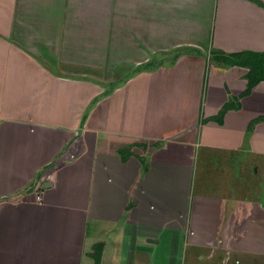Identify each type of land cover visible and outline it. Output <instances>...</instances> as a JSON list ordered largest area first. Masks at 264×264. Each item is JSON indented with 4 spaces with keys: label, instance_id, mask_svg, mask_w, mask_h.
I'll return each instance as SVG.
<instances>
[{
    "label": "crops",
    "instance_id": "1",
    "mask_svg": "<svg viewBox=\"0 0 264 264\" xmlns=\"http://www.w3.org/2000/svg\"><path fill=\"white\" fill-rule=\"evenodd\" d=\"M111 7L0 0V264H264V0Z\"/></svg>",
    "mask_w": 264,
    "mask_h": 264
},
{
    "label": "rangeland",
    "instance_id": "2",
    "mask_svg": "<svg viewBox=\"0 0 264 264\" xmlns=\"http://www.w3.org/2000/svg\"><path fill=\"white\" fill-rule=\"evenodd\" d=\"M108 1V4L113 7L110 8L111 11L113 12H110L108 13V26L105 24L104 28H102V30H100V24H99V29L98 30H95V29H92L91 30V33L90 31H88V29L86 30V33H90V35L87 34V38L86 40H90L89 37L92 38V42H93V45H95V43H97V48H95L94 46L92 47V56L94 58V62H98L97 60H101L104 59V55H100L99 53H101V49L102 51L106 50L105 46H101V39L102 38H107V39H115V38H122V31L123 29L121 28V25L120 23H118V15L116 14V0H107ZM115 5V6H114ZM67 16V15H66ZM68 18V17H67ZM105 22L107 23V15L105 16ZM80 30H77L78 33H76V36H79L80 33H79ZM139 32V31H137ZM125 37L127 38H130L132 39L133 36H135V34L132 33V31H126L124 34H123ZM138 37V35H137ZM84 38V37H83ZM85 39V38H84ZM91 42V41H90ZM110 54H113L109 53ZM109 55H108V58H109ZM97 56H99L98 58H96ZM111 58H113V61H111ZM116 56H111L110 55V60H106V66H108L109 68L111 67V65L115 66L116 64ZM143 58L140 57L139 60H142ZM96 60V61H95ZM139 62V61H138ZM142 62V61H141ZM140 62V63H141ZM100 64V63H97V65ZM144 67V66H143ZM75 68V70H72L73 74L77 77H80L81 75L83 76L85 73H87L88 75H90V71H89V66H87V69L86 70V67H83V65H79V66H74L72 67V69ZM146 70H151V68H145ZM107 70V69H106ZM144 69H140V70H133L132 72V76H135L139 73H142L143 71H146ZM92 77L91 79L93 80H97L96 82L94 81V86H97L98 85V82L100 81L101 82V79H102V75H103V70L102 68H97L94 64V68L92 69ZM79 80V79H78ZM97 83V84H96ZM83 131H84V115L83 117L81 118V120L79 121V124H78V132L76 134V137H83Z\"/></svg>",
    "mask_w": 264,
    "mask_h": 264
},
{
    "label": "trees",
    "instance_id": "3",
    "mask_svg": "<svg viewBox=\"0 0 264 264\" xmlns=\"http://www.w3.org/2000/svg\"><path fill=\"white\" fill-rule=\"evenodd\" d=\"M252 59V65H251V71L252 74L254 75L255 78H260V75H264V58L259 59L256 61V57H264V54L261 55H256L252 54L251 55ZM92 258L94 259V264H100V259H101V251L96 248L95 252L91 255Z\"/></svg>",
    "mask_w": 264,
    "mask_h": 264
}]
</instances>
